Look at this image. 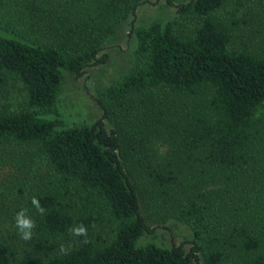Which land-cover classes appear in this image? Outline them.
Here are the masks:
<instances>
[{
    "label": "trees",
    "instance_id": "obj_1",
    "mask_svg": "<svg viewBox=\"0 0 264 264\" xmlns=\"http://www.w3.org/2000/svg\"><path fill=\"white\" fill-rule=\"evenodd\" d=\"M20 1L0 33V88L17 84L23 103L0 111V143L34 149L44 169L19 199L33 238L0 226V264H195L200 253L205 264H264V52L252 44L264 0H157L178 16L132 24L135 63L91 124L64 119L65 72L107 64L105 39L143 0ZM147 198L192 226L190 251L140 244L154 231ZM79 224L87 244L69 233Z\"/></svg>",
    "mask_w": 264,
    "mask_h": 264
},
{
    "label": "rangeland",
    "instance_id": "obj_2",
    "mask_svg": "<svg viewBox=\"0 0 264 264\" xmlns=\"http://www.w3.org/2000/svg\"><path fill=\"white\" fill-rule=\"evenodd\" d=\"M182 1L189 0H177L178 3ZM21 2L10 0L7 6L0 3L1 34H8L4 27L16 17L15 12L10 8ZM177 16L176 8L163 1L143 0L135 14L131 13L129 18L105 39V52L110 54L107 64L88 67L82 77H77L72 72H65V82L59 101L64 119L69 124H91L102 115V108L97 99L109 85L129 72L137 58L138 41L134 35H131L132 24L136 29H140L154 23H168ZM252 44L264 52V33L260 35L256 33V39ZM9 91L11 96L8 100ZM22 95L17 84L0 88V111L19 108L23 103ZM261 161L264 162V154ZM43 169L44 160L34 149L30 150L26 145L14 141L0 143V226L6 235L17 230L14 216L22 208L19 199L36 183L33 175L42 172ZM243 177V174L239 176L240 179ZM146 201L142 200L143 214L147 224L154 231L146 232L140 244L154 242L169 248L173 244L184 243L185 249L190 251L194 240L192 226L166 212L167 210L174 212V209L169 208L162 201L149 199ZM224 222L220 220L221 224ZM199 258L195 264H205L202 253L199 254Z\"/></svg>",
    "mask_w": 264,
    "mask_h": 264
},
{
    "label": "clouds",
    "instance_id": "obj_3",
    "mask_svg": "<svg viewBox=\"0 0 264 264\" xmlns=\"http://www.w3.org/2000/svg\"><path fill=\"white\" fill-rule=\"evenodd\" d=\"M31 204L40 216L45 215L47 210L41 205L39 198L32 197ZM14 220L15 227L18 230L20 238L24 241H30L33 238L34 230L37 225L36 220L29 214V210L27 208H21L18 212H16ZM69 233L74 237H83L84 239L82 240V243H89V240L87 239L88 227L84 224H79L71 227L69 229ZM59 254L63 256L70 255L71 248L61 244L59 247Z\"/></svg>",
    "mask_w": 264,
    "mask_h": 264
}]
</instances>
